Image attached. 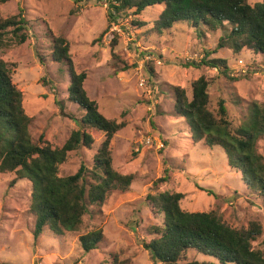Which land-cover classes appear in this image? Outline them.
Returning a JSON list of instances; mask_svg holds the SVG:
<instances>
[{
  "label": "rangeland",
  "instance_id": "rangeland-1",
  "mask_svg": "<svg viewBox=\"0 0 264 264\" xmlns=\"http://www.w3.org/2000/svg\"><path fill=\"white\" fill-rule=\"evenodd\" d=\"M107 6V0H0V17L16 14L22 7L25 18L31 20L23 43L4 38L0 59L22 92L25 112L33 117L34 138L42 135L51 147H60L77 128L56 103L67 96L63 66L49 60L43 66L36 56L49 53L46 34L50 30L67 40L73 67L85 72L83 88L98 111L108 119L126 122L110 140L112 167L122 174H135L127 191H113L101 205L90 206L77 231L60 236L46 231L35 239L30 181L17 179L14 172L0 173V263L152 264L141 240L150 238L148 227L160 224L162 216L153 211L146 196L164 190L183 193L182 209L214 210L232 227L259 222L263 233L253 246L264 251V199L247 188L240 173L228 165L221 147L191 138L184 118L170 114L173 99L162 90L168 84L180 86L190 98L193 81L203 75L208 80V108L215 111L222 98L228 119L237 124L250 102L264 103V56L247 49L238 54L216 49L210 57L224 58L230 77L204 65L186 66V61L197 62L204 50L216 47L220 29L213 32L205 26L180 24L156 32L153 25L163 9L160 4L136 15L129 11L108 28ZM132 19L143 25H134ZM115 36L117 43L111 50ZM146 64L153 66L155 79ZM43 77L56 86L57 96L52 83H44ZM64 104L65 112L80 116L75 104ZM103 138L100 133L91 148L71 151L60 167L61 174L74 173L81 162L91 165ZM257 149L264 156V138L258 140ZM165 174V181L155 183ZM93 228H101L104 239L98 248L85 252L78 235ZM187 256L189 261L217 264L201 254L189 252Z\"/></svg>",
  "mask_w": 264,
  "mask_h": 264
},
{
  "label": "trees",
  "instance_id": "trees-1",
  "mask_svg": "<svg viewBox=\"0 0 264 264\" xmlns=\"http://www.w3.org/2000/svg\"><path fill=\"white\" fill-rule=\"evenodd\" d=\"M107 3L108 28L116 23V17H126L129 11L136 15L146 7L160 4L163 9L153 25L156 32L180 24L194 28L205 26L213 32L220 29L216 47L204 50L197 62L186 61V66L199 68L204 65L230 77L226 60L210 57L216 49L227 48L233 54L247 49L264 56V0H107ZM30 22L22 7L16 14L0 17V46L5 45L4 38L8 36L16 43H23L32 27ZM131 23L143 25L136 19ZM46 37L49 53L45 56L37 52L36 56L43 66L46 60L63 66L68 76L67 96L56 103L63 115L75 120L77 127L60 147H51L42 135L34 138L31 132L33 117L25 112L22 92L12 83L6 63L0 59V173L14 172L17 179L30 181L35 239L46 231L53 236L77 231L90 206L101 205L113 191H127L135 178L134 173L122 174L112 167L110 140L126 122L106 118L98 111L95 101L88 98L83 88L86 74L74 69L67 40L50 30ZM116 43L115 36L110 42L111 50ZM145 67L155 79L153 66L146 64ZM42 79L44 83H52L50 79ZM51 88L57 96L53 83ZM162 90L173 99L170 114L184 118L191 138L221 147L228 165L240 173L247 188L264 199V156L257 149L258 140L264 138V103L250 102L246 115L233 124L227 117L222 98L218 99L215 111L208 108V80L203 75L193 81L190 98L180 86L168 84ZM237 99L238 96L235 101ZM64 102L75 104L80 116L65 112ZM100 133L104 138L93 155L92 164L81 162L74 173L62 175L60 167L69 153L80 147L91 148ZM166 178L167 174L155 183ZM203 190L213 194L211 190ZM183 197L181 192L167 190L146 196L153 211L162 216L160 224L148 227L150 238L141 240L152 264H204L189 261V252L211 257L217 264H264V251L253 246L263 233L259 222L250 221L246 228L232 227L214 210L182 209ZM103 239L101 228L78 235L85 252L98 248Z\"/></svg>",
  "mask_w": 264,
  "mask_h": 264
}]
</instances>
